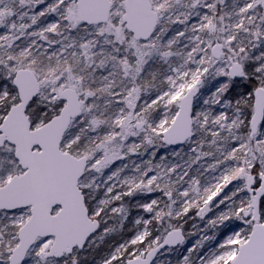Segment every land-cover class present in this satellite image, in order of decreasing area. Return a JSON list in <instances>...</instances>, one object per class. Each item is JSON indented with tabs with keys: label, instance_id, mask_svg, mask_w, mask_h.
<instances>
[{
	"label": "snow or ice",
	"instance_id": "6c2138e0",
	"mask_svg": "<svg viewBox=\"0 0 264 264\" xmlns=\"http://www.w3.org/2000/svg\"><path fill=\"white\" fill-rule=\"evenodd\" d=\"M0 264H264V0H0Z\"/></svg>",
	"mask_w": 264,
	"mask_h": 264
},
{
	"label": "trees",
	"instance_id": "16d2710c",
	"mask_svg": "<svg viewBox=\"0 0 264 264\" xmlns=\"http://www.w3.org/2000/svg\"><path fill=\"white\" fill-rule=\"evenodd\" d=\"M127 229H128V227H126L125 231L121 234L122 237H123V239L126 238V237H129V236L131 235V231H129V230H127ZM114 239H115L116 241L121 242V236H116Z\"/></svg>",
	"mask_w": 264,
	"mask_h": 264
},
{
	"label": "flooded vegetation",
	"instance_id": "af4514ba",
	"mask_svg": "<svg viewBox=\"0 0 264 264\" xmlns=\"http://www.w3.org/2000/svg\"><path fill=\"white\" fill-rule=\"evenodd\" d=\"M126 227H128L127 230L131 231V234H132V225L131 224H127ZM128 237L124 238V239H127ZM122 242V240H121Z\"/></svg>",
	"mask_w": 264,
	"mask_h": 264
},
{
	"label": "rangeland",
	"instance_id": "374dc122",
	"mask_svg": "<svg viewBox=\"0 0 264 264\" xmlns=\"http://www.w3.org/2000/svg\"><path fill=\"white\" fill-rule=\"evenodd\" d=\"M135 214V213H134ZM197 237H193L192 239L195 240Z\"/></svg>",
	"mask_w": 264,
	"mask_h": 264
}]
</instances>
